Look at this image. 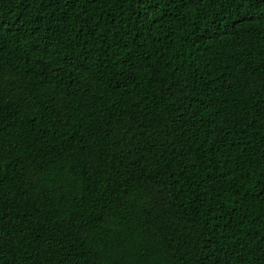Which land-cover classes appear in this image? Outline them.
<instances>
[{"label": "trees", "instance_id": "obj_1", "mask_svg": "<svg viewBox=\"0 0 264 264\" xmlns=\"http://www.w3.org/2000/svg\"><path fill=\"white\" fill-rule=\"evenodd\" d=\"M0 264H264V0H0Z\"/></svg>", "mask_w": 264, "mask_h": 264}]
</instances>
